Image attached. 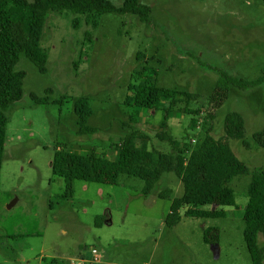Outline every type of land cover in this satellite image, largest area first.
Wrapping results in <instances>:
<instances>
[{
    "label": "rangeland",
    "instance_id": "obj_1",
    "mask_svg": "<svg viewBox=\"0 0 264 264\" xmlns=\"http://www.w3.org/2000/svg\"><path fill=\"white\" fill-rule=\"evenodd\" d=\"M109 1L116 7L123 2ZM138 2L150 8L149 21L104 14L93 32L89 56L78 64L86 28L74 30V16L65 13L49 14L42 29L45 74L20 55L15 69L25 74L22 96L6 112L0 171V264H72L92 248L100 253L101 264H251L242 221L248 176L229 185L234 206L182 205L177 211L180 222L173 228L164 223L172 198L182 189L171 173L163 174L148 196L141 193L142 181L121 175L115 186L73 181L71 198L59 199L63 180L51 173L59 148L113 159L114 144L134 130L145 137L148 150L173 157L178 153L156 138L162 132V109L144 112L137 124H128L124 96L145 68L153 70L152 80L166 90L161 108L176 101L166 134L195 150L205 137H220L224 116L235 112L243 119L249 148L232 140L229 148L250 172H264V147L252 139L264 126V81L239 88L230 80L250 82L262 76L263 1ZM46 90L52 91L51 103L32 104L30 96L42 98ZM171 90L194 98L185 101ZM81 98L92 111L87 125L96 129L93 135L76 133L73 109ZM162 192L169 198H159ZM189 208L223 212L224 217H185ZM257 245L264 264L261 235Z\"/></svg>",
    "mask_w": 264,
    "mask_h": 264
},
{
    "label": "trees",
    "instance_id": "obj_2",
    "mask_svg": "<svg viewBox=\"0 0 264 264\" xmlns=\"http://www.w3.org/2000/svg\"><path fill=\"white\" fill-rule=\"evenodd\" d=\"M262 1L264 5V0ZM51 13L71 14L74 16L71 20L74 30H79L82 26L86 28L77 53L78 64L89 56L93 32L104 14L133 15L140 22H148L150 8L140 4L138 0H123L119 7L109 0H33L31 3L26 0H0V171L8 123L6 112L21 99L25 78V74L16 70L15 66L23 54L40 74L46 73L48 56L40 42L44 23ZM149 73H153V70L143 69L138 84L129 86L126 90L123 106L129 110L128 124H137L144 112L162 109V132L156 138L168 142L178 153L173 157L156 150H148L144 143L145 137L134 130H129L114 144V157L111 160L94 153L74 154L59 148L55 151L51 164L52 175L62 178L64 184V192L59 199L71 198L73 181L115 186L121 175L142 181L141 193L148 196L161 176L171 173L180 182L182 189L179 197L172 198L170 213L164 223L167 228H173L180 222L177 211L182 205L234 206V194L229 185L235 178L248 176L250 180L246 188L247 203L242 214L243 241L251 264H261L263 252L257 245V237L261 235L264 240V172L260 169L250 172L229 148L231 140L240 141L245 149L249 148L244 140L245 126L242 117L235 112L227 113L222 122L223 134L216 139L207 136L197 149L191 150L189 143L174 140L166 134V121L176 101L172 100L166 108H161L166 90L158 87L152 80L155 74ZM230 80L239 88L256 86L264 81V70L262 76L254 81ZM170 92L171 95L184 97L185 101L191 100L193 96L176 90ZM44 94L42 98L32 94V104H50L49 96L52 91L46 90ZM61 101L59 99L56 103L60 104ZM73 112L77 117V135L96 133L95 128L87 125L92 111L86 98L75 101ZM252 139L257 146L264 147V126L252 135ZM138 141L140 145H137ZM160 197L169 198L166 192L160 193ZM185 217L222 218L224 213L189 208ZM101 219L99 217L95 221L96 227L100 226Z\"/></svg>",
    "mask_w": 264,
    "mask_h": 264
},
{
    "label": "built area",
    "instance_id": "obj_3",
    "mask_svg": "<svg viewBox=\"0 0 264 264\" xmlns=\"http://www.w3.org/2000/svg\"><path fill=\"white\" fill-rule=\"evenodd\" d=\"M192 143L194 140L191 141ZM72 264H101L100 253L95 249H90L87 254L77 257Z\"/></svg>",
    "mask_w": 264,
    "mask_h": 264
},
{
    "label": "crops",
    "instance_id": "obj_4",
    "mask_svg": "<svg viewBox=\"0 0 264 264\" xmlns=\"http://www.w3.org/2000/svg\"><path fill=\"white\" fill-rule=\"evenodd\" d=\"M109 160H111V159H109Z\"/></svg>",
    "mask_w": 264,
    "mask_h": 264
}]
</instances>
